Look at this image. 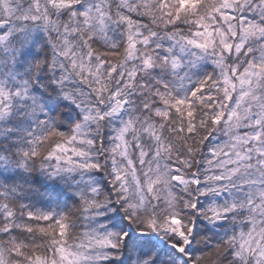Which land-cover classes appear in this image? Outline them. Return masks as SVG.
I'll return each instance as SVG.
<instances>
[{"label": "snow or ice", "instance_id": "1", "mask_svg": "<svg viewBox=\"0 0 264 264\" xmlns=\"http://www.w3.org/2000/svg\"><path fill=\"white\" fill-rule=\"evenodd\" d=\"M0 264H264V0H0Z\"/></svg>", "mask_w": 264, "mask_h": 264}]
</instances>
